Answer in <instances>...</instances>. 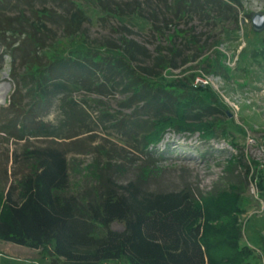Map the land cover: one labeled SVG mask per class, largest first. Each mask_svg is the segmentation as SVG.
<instances>
[{"label": "trees", "instance_id": "trees-1", "mask_svg": "<svg viewBox=\"0 0 264 264\" xmlns=\"http://www.w3.org/2000/svg\"><path fill=\"white\" fill-rule=\"evenodd\" d=\"M45 1L66 14L36 8ZM94 1L105 13L124 14L121 6L108 4L111 0ZM204 2L218 5L220 13L231 12L219 0ZM13 5L24 11L18 8L15 16H9ZM164 6L169 17L164 23L182 19L188 7L201 8L199 0H166ZM147 20L151 31L161 36L155 14L151 12ZM80 21V9L70 0H0V36L17 34L9 48L12 65L16 62L19 70L13 76L15 88L9 104L3 108L15 120L0 128V133L17 142L77 137L87 127L89 113L86 102L71 98L75 88L97 95L119 89L124 96L119 105L130 110L129 115L117 119L103 112L101 116L135 152H143L170 130L196 131L206 139L223 132L216 123L203 121L219 111L204 93L206 87L156 80L149 67L134 65L136 53L146 54L131 40L121 37L119 50L107 55L86 50L78 57L64 55L65 42L49 40L48 32L55 25L68 38ZM252 55L264 60V47ZM153 61L161 71L171 64L162 57ZM22 91V97L32 101L25 110L15 99ZM53 99L57 125L39 116L40 109L50 107ZM61 126L69 129L63 133ZM70 161L58 146L22 145L12 150L10 177L5 167L0 168V242L39 250L50 264H251L253 251L239 244L241 230L235 216L242 210L233 194L222 193L199 206L187 191H145L137 176L120 184L108 164L96 169L95 184L73 193ZM224 214L230 220L222 224ZM112 223L122 228L112 230Z\"/></svg>", "mask_w": 264, "mask_h": 264}, {"label": "rangeland", "instance_id": "rangeland-1", "mask_svg": "<svg viewBox=\"0 0 264 264\" xmlns=\"http://www.w3.org/2000/svg\"><path fill=\"white\" fill-rule=\"evenodd\" d=\"M70 1L81 12L78 30L68 38H63L61 28L55 25L48 32L49 40L65 42L64 55L78 57L82 50L107 55L119 50L121 37L131 40L144 48L146 54L136 53L134 65L149 67L156 80L206 87L204 93L210 95L208 99L219 111L203 121L216 123L223 132L216 131L214 137L206 139L196 131L170 130L143 152H135L101 116L103 112L117 119L129 115L130 110L119 105L124 98L119 89L97 95L75 88L71 98L86 102L87 127L75 138L54 141L29 138L17 142L0 133V168L5 167L10 177L12 150L22 145H52L64 149L71 160L73 193L95 184L96 169L108 164L113 166L112 176L120 184L137 176L145 191H187L199 206H205L222 193L233 194L236 206L242 210L234 215L241 230L239 244L253 251L251 264H264V60L252 55V51L264 47V29L254 32L249 20L253 12L264 13V0H219L221 6L230 7L228 13H220L218 5L199 0L201 8L193 11L188 7L182 19L168 23L163 22L169 18L164 6L166 0L109 1L111 7L121 6L124 13L121 16L103 12L94 0ZM41 7L66 14L49 1L37 3L36 8ZM18 8L24 11L13 5L8 15L15 16ZM151 12L157 17L161 36L150 29L147 17ZM25 17L30 14L25 12ZM40 31L44 33V29ZM17 38V34L0 36V128L3 129L15 120V115L3 108L9 104L15 88L13 76L19 71L16 62L12 65L9 48ZM170 47L175 49L173 53L168 51ZM157 57L170 61L166 71L153 65ZM23 94L22 91L15 96L21 110L32 103ZM39 116L57 125L56 99L50 107L41 108ZM67 129L68 126H61L63 133ZM224 216L222 224L230 220ZM119 227L122 225H110L112 230H120ZM0 264H50V260L39 250L0 242Z\"/></svg>", "mask_w": 264, "mask_h": 264}, {"label": "water", "instance_id": "water-1", "mask_svg": "<svg viewBox=\"0 0 264 264\" xmlns=\"http://www.w3.org/2000/svg\"><path fill=\"white\" fill-rule=\"evenodd\" d=\"M251 28L254 32H259L264 29V13L253 12L249 15Z\"/></svg>", "mask_w": 264, "mask_h": 264}]
</instances>
